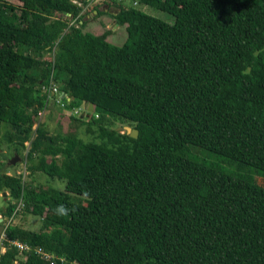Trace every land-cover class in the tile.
<instances>
[{
    "label": "trees",
    "instance_id": "trees-1",
    "mask_svg": "<svg viewBox=\"0 0 264 264\" xmlns=\"http://www.w3.org/2000/svg\"><path fill=\"white\" fill-rule=\"evenodd\" d=\"M18 1L0 0V121L20 155L31 140L32 178L0 171V264H264V183L186 155L198 145L264 175V0H135L174 22L104 0L122 45L84 29L101 13L90 0ZM50 101L93 103L70 117L94 136L35 127ZM21 200L39 230L12 223Z\"/></svg>",
    "mask_w": 264,
    "mask_h": 264
},
{
    "label": "rangeland",
    "instance_id": "rangeland-1",
    "mask_svg": "<svg viewBox=\"0 0 264 264\" xmlns=\"http://www.w3.org/2000/svg\"><path fill=\"white\" fill-rule=\"evenodd\" d=\"M125 1L126 4H128L130 7L140 9L142 11H145L146 13L165 19L169 22L175 21V17L169 12L144 4L137 5L135 4V0H125ZM10 2L18 6H21L22 4L18 0H10ZM102 2H104V0H90L87 9L95 5H101ZM96 10L97 9H94L92 13L88 14L90 16L88 18L86 17L87 22L84 24V29L94 34H102L104 31L109 30L110 34L108 35V39L114 44L122 45L127 39L126 26L117 24L111 12H108L105 9H101V13L98 14L95 12ZM111 10L112 12L113 11L118 12V9L116 7H113ZM63 85L64 83L60 82V86L63 87ZM61 95L62 94L60 92L59 96L62 97ZM62 103H64V101H61V103L56 106L57 108H59V106L61 107V110L59 112L60 115L58 117V120L61 123H57L56 121L57 119L50 118V115L46 116L48 112V111L46 112L47 110L46 107V110L44 109L41 110V115H39L35 127L39 125V123H47L49 128L54 132L76 131L78 135L85 140L89 139L90 137H93L94 135H91L88 132V126L86 124L79 123L78 121L75 120L73 122L71 121L70 116L73 115V111H72L73 109L66 110V106L65 107L61 106ZM117 124H119L120 126L119 129H121L122 131L125 130L126 125L128 126L127 123H122V122H117ZM9 128L10 126L8 125V123L4 121H0V171L3 172L7 171L10 174L22 173L25 177V180L26 179L30 180L32 176L30 175L28 169V164L30 163V161L27 159V153L31 146V140L26 142V146L24 148L23 147L21 148V155H20L16 149V145L8 142L5 137L6 132L8 131ZM186 155L198 161L220 167L221 169L227 172L234 173L243 176L245 178L251 179L252 181L264 183V175L256 171L257 169L255 167L251 165L242 164L238 161L232 160L226 156L215 153L206 148H202L198 145H189L186 150ZM15 157H19L18 161L16 163H10V161ZM35 178L37 185L48 184L50 186H55V187H63L65 185L63 181L59 179H53L49 175H46L45 173L42 172H38ZM2 202L3 201L0 199V203ZM11 221L13 224L21 225L23 227L31 228L33 230H39V228L42 225L41 219L38 216L34 215L32 212L26 211L24 206H21V204H19L18 212L14 216V219H12Z\"/></svg>",
    "mask_w": 264,
    "mask_h": 264
},
{
    "label": "built area",
    "instance_id": "built-area-1",
    "mask_svg": "<svg viewBox=\"0 0 264 264\" xmlns=\"http://www.w3.org/2000/svg\"><path fill=\"white\" fill-rule=\"evenodd\" d=\"M135 4L136 1H135ZM49 91L52 92V93H55V92H58L59 91V87L56 86V84H51L49 87H48ZM62 106H65V104H61ZM86 109V107L84 106L83 108H74L72 111H73V114H81L82 111H84ZM46 110V108L44 109ZM76 110V112H75ZM39 115H41V111L39 112ZM24 180H25V177H24ZM21 204V206L23 205V202L21 200V202L19 203ZM5 240H6V237H5V234H3L1 237H0V251L2 252H5L7 247L5 245ZM10 244L12 245H16L20 251L24 252V251H28V250H31L32 249V246H30L29 244L27 243H24L22 241H19V240H9ZM36 251L43 254L45 258L49 259L52 257V254L46 252V250L43 248V247H35Z\"/></svg>",
    "mask_w": 264,
    "mask_h": 264
},
{
    "label": "water",
    "instance_id": "water-1",
    "mask_svg": "<svg viewBox=\"0 0 264 264\" xmlns=\"http://www.w3.org/2000/svg\"><path fill=\"white\" fill-rule=\"evenodd\" d=\"M106 10H108V8H107ZM95 12L98 13V9H97ZM88 16H90V15H88ZM70 98H71V96H70ZM84 104H85V106H86L87 109H88V114H87V116L89 117V116L91 115V112L94 111L95 106H94L93 103L88 102V101H85ZM84 116H85V112L82 113V116H81V117H84ZM125 130H127V131H128L133 137H137L138 134H139L138 129H134V128L130 127V126H125ZM18 159H19V157H15V158H13V159L10 161V163H16V162L18 161ZM2 194H3L4 196H6L7 192H3ZM3 221H4L5 223H2ZM9 221H10V218H7V217H6V218H0V222L2 223V224L0 225V233H3V232H4L5 227H6L5 224H6V223H9Z\"/></svg>",
    "mask_w": 264,
    "mask_h": 264
},
{
    "label": "crops",
    "instance_id": "crops-1",
    "mask_svg": "<svg viewBox=\"0 0 264 264\" xmlns=\"http://www.w3.org/2000/svg\"><path fill=\"white\" fill-rule=\"evenodd\" d=\"M108 8V10L107 11H112L111 9H110V7L108 6V5H106V4H101V7H100V9H107ZM114 13H117V11L115 12V11H113ZM89 16H87V18H88ZM115 26V25H114ZM109 40V39H108ZM68 99H70V96L68 97ZM58 105V103L57 102H55V101H52V102H50V104H48V106H47V110H46V112H47V114H46V116L48 115H50V118H52V119H58V117H59V115H60V110H61V107L59 106V108H57L56 106ZM62 106V105H61ZM84 106H85V104H84ZM52 107H54V108H52ZM63 107H65V106H63ZM86 107V106H85ZM64 109V108H63ZM67 110V109H66ZM57 117V118H56ZM57 121V120H56ZM9 173V172H8ZM4 192H7V194L6 195H8L9 194V192L8 191H4ZM9 218L8 216H6V215H3L2 213H0V218ZM10 222V221H9ZM1 223V222H0ZM2 223H5L4 221L2 222ZM1 223V224H2ZM0 224V225H1ZM8 223H6L5 224V226L7 225Z\"/></svg>",
    "mask_w": 264,
    "mask_h": 264
},
{
    "label": "clouds",
    "instance_id": "clouds-1",
    "mask_svg": "<svg viewBox=\"0 0 264 264\" xmlns=\"http://www.w3.org/2000/svg\"><path fill=\"white\" fill-rule=\"evenodd\" d=\"M83 112H85V110L82 111V113ZM82 113L80 114L81 116H82ZM57 213L60 215H66L67 214V208L64 205H59L57 208Z\"/></svg>",
    "mask_w": 264,
    "mask_h": 264
}]
</instances>
